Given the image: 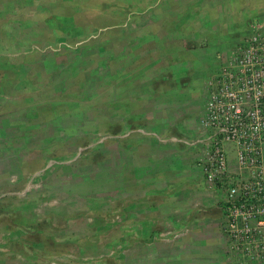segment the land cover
<instances>
[{
    "label": "rangeland",
    "instance_id": "rangeland-1",
    "mask_svg": "<svg viewBox=\"0 0 264 264\" xmlns=\"http://www.w3.org/2000/svg\"><path fill=\"white\" fill-rule=\"evenodd\" d=\"M198 181L264 264V0H0V264H206Z\"/></svg>",
    "mask_w": 264,
    "mask_h": 264
},
{
    "label": "crops",
    "instance_id": "crops-1",
    "mask_svg": "<svg viewBox=\"0 0 264 264\" xmlns=\"http://www.w3.org/2000/svg\"><path fill=\"white\" fill-rule=\"evenodd\" d=\"M189 187L192 190L191 192V198H195V203H194V208L197 210V216L200 217L202 221L205 223L201 224V226H198L197 222H193V227H191V231H201L204 230L206 231V236H207V246L210 247H215L216 250H219L218 254H214L213 256H210V258L206 259L205 262L206 264H226L227 259H229V256L226 255L225 253V248L226 250L228 249L226 240L222 234L221 230V222L223 219V213L222 209L220 206V203H215L216 197L214 196V193L212 190L208 189L206 186L203 187L199 184L198 182H192V184L189 183ZM157 195V194H156ZM152 195V196H156ZM148 197V196H147ZM148 198L151 199V196ZM155 201L153 200L151 203V206L149 209H151L150 215L154 218H157V223L154 221H150V223L154 224L155 231L158 232H164L165 231V225L168 224L171 226L173 230H182L183 227H181V224L177 223L176 221H168L166 220L167 218H170L171 215H176L173 212H165V208H163V205H165L166 202H169L172 200L170 199H164L163 197H155ZM178 200L180 199L179 197L177 198ZM194 202V201H193ZM193 206V205H192ZM156 208V210H155ZM193 208V209H194ZM179 207H174V212L179 211ZM201 211V213L199 212ZM149 212H146L143 210L142 212V220L145 223L146 218ZM149 215V216H150ZM199 218V219H200ZM175 220L174 218H171ZM195 224V225H194ZM182 244L179 243V241L173 239V242H168L169 245V252L171 254H175L176 248H180V245ZM211 247V248H212ZM213 252V251H212ZM221 255V256H218ZM164 258V257H163ZM175 259V258H174ZM163 259H158V261H162ZM173 260V259H172Z\"/></svg>",
    "mask_w": 264,
    "mask_h": 264
},
{
    "label": "built area",
    "instance_id": "built-area-1",
    "mask_svg": "<svg viewBox=\"0 0 264 264\" xmlns=\"http://www.w3.org/2000/svg\"><path fill=\"white\" fill-rule=\"evenodd\" d=\"M230 187H231L230 198L237 197L236 199H238L240 197L243 198L244 195L248 196L246 192L250 190L251 184L250 182L239 181V182H234L233 184H231Z\"/></svg>",
    "mask_w": 264,
    "mask_h": 264
}]
</instances>
